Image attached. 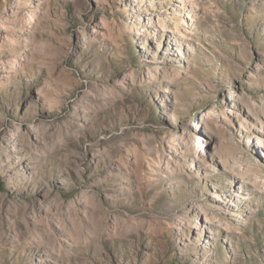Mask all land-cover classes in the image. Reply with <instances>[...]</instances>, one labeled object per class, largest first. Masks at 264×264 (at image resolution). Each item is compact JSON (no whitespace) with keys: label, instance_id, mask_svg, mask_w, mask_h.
<instances>
[{"label":"rangeland","instance_id":"rangeland-1","mask_svg":"<svg viewBox=\"0 0 264 264\" xmlns=\"http://www.w3.org/2000/svg\"><path fill=\"white\" fill-rule=\"evenodd\" d=\"M0 264H264V0H0Z\"/></svg>","mask_w":264,"mask_h":264}]
</instances>
